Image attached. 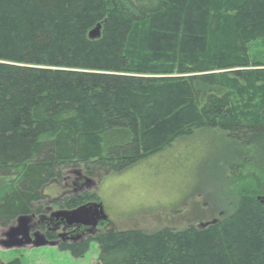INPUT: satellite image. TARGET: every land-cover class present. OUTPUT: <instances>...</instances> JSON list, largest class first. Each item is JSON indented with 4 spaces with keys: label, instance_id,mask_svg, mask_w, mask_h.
<instances>
[{
    "label": "trees",
    "instance_id": "16d2710c",
    "mask_svg": "<svg viewBox=\"0 0 264 264\" xmlns=\"http://www.w3.org/2000/svg\"><path fill=\"white\" fill-rule=\"evenodd\" d=\"M261 44L264 0H0V231L65 171L99 180L192 129L235 139L264 176ZM262 190L204 228L109 229L60 249L81 258L94 241L99 264H264Z\"/></svg>",
    "mask_w": 264,
    "mask_h": 264
},
{
    "label": "rangeland",
    "instance_id": "374dc122",
    "mask_svg": "<svg viewBox=\"0 0 264 264\" xmlns=\"http://www.w3.org/2000/svg\"><path fill=\"white\" fill-rule=\"evenodd\" d=\"M254 52L264 55V44ZM254 157L235 139L217 130L192 129L163 151L99 180L84 182L76 177L77 170L65 171L60 180L52 179L42 187L35 210L25 215L32 241L34 233H40L49 244L4 246L7 228L17 225L16 219L0 231V261L18 258L22 264H99L96 242L89 244L83 257H73L60 249L61 241L55 234L50 236L40 223L50 212L68 209L56 200L73 188L93 193L95 198L86 203L101 204L106 216L84 237L109 229L151 233L163 228H204L232 214L242 193L252 194L256 187L264 190L263 167ZM5 183L7 180L0 179V184Z\"/></svg>",
    "mask_w": 264,
    "mask_h": 264
},
{
    "label": "water",
    "instance_id": "95a60500",
    "mask_svg": "<svg viewBox=\"0 0 264 264\" xmlns=\"http://www.w3.org/2000/svg\"><path fill=\"white\" fill-rule=\"evenodd\" d=\"M99 29L100 25H97L90 32L89 36L91 38L99 37ZM52 215L58 219L60 218L65 226H83L89 229H95L98 223L106 218L101 204L92 202L82 204L73 209L57 210ZM28 223L29 219L25 215L19 216L17 218V225L7 228L6 239L2 241V244L6 247L21 246L29 243H32L34 246L49 244L50 241L40 233H34L35 239L32 241L29 236Z\"/></svg>",
    "mask_w": 264,
    "mask_h": 264
},
{
    "label": "flooded vegetation",
    "instance_id": "af4514ba",
    "mask_svg": "<svg viewBox=\"0 0 264 264\" xmlns=\"http://www.w3.org/2000/svg\"><path fill=\"white\" fill-rule=\"evenodd\" d=\"M79 186L83 187L84 183ZM75 192L76 189L73 188L72 191L63 193V195L56 200L57 203L64 199L66 196ZM52 213L53 212H50V215L48 217L41 219L40 223L46 227L49 233H54L55 236L61 241L60 243H78L79 241L84 240L86 238L84 237V235L88 234L90 230H93L83 226H65L64 223L60 220V218L58 219L54 217ZM101 222L102 221H100L98 224H100Z\"/></svg>",
    "mask_w": 264,
    "mask_h": 264
}]
</instances>
